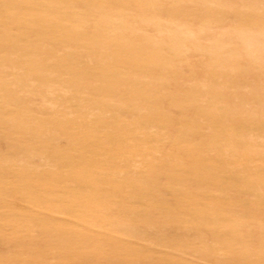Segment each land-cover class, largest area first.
Segmentation results:
<instances>
[{
    "label": "rangeland",
    "instance_id": "1",
    "mask_svg": "<svg viewBox=\"0 0 264 264\" xmlns=\"http://www.w3.org/2000/svg\"><path fill=\"white\" fill-rule=\"evenodd\" d=\"M35 5L0 0V264H264V0Z\"/></svg>",
    "mask_w": 264,
    "mask_h": 264
},
{
    "label": "bare ground",
    "instance_id": "2",
    "mask_svg": "<svg viewBox=\"0 0 264 264\" xmlns=\"http://www.w3.org/2000/svg\"><path fill=\"white\" fill-rule=\"evenodd\" d=\"M77 1H80V0H77ZM17 3L19 4V7H20V9L21 10H27V11H33V12H35V10L37 11L38 10V8H37V6L35 5V0H17ZM80 3V2H79ZM240 6V5H239ZM213 7V6H212ZM232 7H234V6H232ZM192 8H194L193 6H192ZM242 9V8H241ZM230 10H232V9H230ZM205 12V11H204ZM131 13V12H130ZM137 12H135V14H136ZM132 14V13H131ZM134 14V15H135ZM133 15V14H132ZM204 15V14H203ZM151 18H152V16H151ZM15 19H16V21H15V24H17V23H19L21 26H20V28L22 29V28H24V25L25 24H27L28 23V19H26V20H23V19H21V18H16L15 17ZM79 19H80V22H81V24L82 25H84V24H86V23H91V21H88V19H85L84 17H79ZM47 21V20H46ZM30 22V21H29ZM231 22V21H230ZM191 23V22H190ZM235 23V22H234ZM236 24V23H235ZM32 25H35V18H34V20H33V23H32ZM183 25H185V24H183ZM229 25V24H228ZM234 25V24H233ZM233 25H231V26H233ZM230 26V27H231ZM189 27V26H188ZM191 27V26H190ZM196 27V26H195ZM227 27V26H226ZM228 28H229V26H228ZM196 29V28H195ZM226 29V28H225ZM192 31V30H191ZM197 32V31H196ZM195 32V33H196ZM260 32V31H259ZM198 33V32H197ZM251 33H254V32H251ZM29 34H31V33H29ZM29 34H26V38H29ZM33 34H34V32H33ZM199 34V33H198ZM208 34V36L210 37V33H207ZM207 34H206V37H208L207 36ZM221 34V33H220ZM219 34V35H220ZM222 34H223V32H222ZM257 34V33H256ZM263 34H264V31H263ZM25 35V34H24ZM197 35V34H196ZM241 34H239V36H236V37H241L240 36ZM198 36V35H197ZM205 37V36H204ZM208 37V38H209ZM264 37V36H263ZM25 38V39H26ZM142 38V37H141ZM146 38V37H145ZM197 38H199V37H197ZM211 38V37H210ZM210 38L208 39V41L210 40ZM213 38V37H212ZM211 38V39H212ZM204 39H206V38H204ZM213 39H215V38H213ZM231 39V38H230ZM241 39V38H240ZM143 40V39H142ZM202 40V39H201ZM236 40H238L237 38H236ZM205 41V40H204ZM207 41V42H208ZM213 42H214V40H212ZM206 42V41H205ZM204 42V43H205ZM212 42V43H213ZM216 42V41H215ZM240 42V41H239ZM197 43H198V41H197ZM200 43V42H199ZM191 44V43H190ZM202 44V43H201ZM220 44V43H219ZM225 44V43H224ZM151 46V45H150ZM199 46V45H198ZM209 46V45H208ZM240 47V46H239ZM242 47V46H241ZM203 48V47H202ZM206 48H208L209 49V47H206ZM56 50V49H55ZM260 50H261V48H260ZM260 50H259V52H260ZM263 50V49H262ZM13 51V53L14 52H18L19 53V55L21 56V55H23V56H28V62L29 61H31V60H33L34 61V63H35V49H33V48H29V49H21V48H19L18 50H16V48L15 49H13L12 50ZM57 51V50H56ZM200 51V50H199ZM204 51V50H203ZM210 51V50H209ZM236 51V50H235ZM242 51V50H241ZM240 51V52H241ZM102 52V51H101ZM107 50H105V51H103V54H105V55H107ZM211 52V51H210ZM62 53V52H61ZM109 53V52H108ZM236 53V52H235ZM241 53H243V52H241ZM262 53V52H261ZM260 53V54H261ZM47 54H48V56H49V54H52L51 52H47ZM214 55H216L215 53H214ZM217 55H219V54H217ZM201 56V55H200ZM202 56H204V55H202ZM260 56V55H259ZM192 57H193V55H192ZM256 57V56H255ZM37 58H39L40 59V57H37ZM196 58V57H195ZM194 58V59H195ZM197 58H198V56H197ZM201 58V57H200ZM200 58H198L199 60H200ZM14 59V60H13ZM43 59V58H42ZM197 59V60H198ZM8 61V63H12V65H14V64H16V59H15V57L14 58H10V59H7ZM55 60V59H54ZM250 60V59H249ZM112 62V61H111ZM90 63H91V61H90ZM203 63H204V61H203ZM189 65V64H188ZM183 66V65H182ZM179 67H180V65H179ZM185 67V66H184ZM184 67H183V69H184ZM204 67V66H203ZM178 68V67H177ZM160 69V68H159ZM173 69H175V68H173ZM183 69H181L182 71H183ZM186 69V68H185ZM202 69V68H201ZM32 68H26V71H25V76L23 77V78H21L20 79V77L18 78L17 76H16V73H14V78H13V80H14V82L18 85V86H24V87H26L28 84H29V81L30 80H33L32 78H33V74H32ZM178 71H179V69H177ZM196 70H197V68H196ZM199 70V69H198ZM12 71V70H11ZM201 71V70H200ZM209 71V70H208ZM225 71V70H224ZM231 72V71H230ZM233 72V71H232ZM6 73V72H5ZM157 76V75H156ZM200 76V75H199ZM201 77V76H200ZM206 77H207V75H206ZM168 78V77H167ZM202 78V77H201ZM204 78V77H203ZM185 80V79H184ZM205 80V79H204ZM177 81V80H176ZM175 82V81H174ZM194 83V82H193ZM196 83V82H195ZM203 82H201V84H202ZM210 83V82H209ZM209 83H207V84H209ZM185 84V83H184ZM188 84V83H187ZM204 84V83H203ZM35 85V84H34ZM192 85V84H191ZM190 85V86H191ZM174 86V85H173ZM208 86V85H207ZM187 87V86H186ZM201 87H202V85H201ZM131 88V87H130ZM203 88V87H202ZM15 89V88H14ZM51 89V88H50ZM173 89H175V88H173ZM205 89V88H204ZM172 91V90H171ZM233 91V90H232ZM174 92V91H173ZM240 93V92H239ZM182 94V93H181ZM66 95H68V94H66ZM53 96V95H52ZM205 100V99H204ZM42 101H45V100H42ZM239 101V100H238ZM46 103H47V101H46ZM205 104V103H204ZM47 105V104H46ZM49 105H52V104H49ZM236 105V104H235ZM41 107V106H40ZM248 107V106H247ZM250 107V106H249ZM54 108H55V105H54ZM39 109V108H38ZM44 109H45V107H44ZM53 110V109H52ZM171 113V112H170ZM192 114V113H191ZM128 117V116H127ZM262 117V116H261ZM264 119V118H263ZM29 129V128H28ZM204 129H206V128H204ZM209 131V130H208ZM207 131V132H208ZM206 132V131H205ZM211 132V131H210ZM209 132V133H210ZM212 134V133H211ZM261 141H263V140H261ZM256 144V143H255ZM257 145V144H256ZM231 147V146H230ZM166 153V152H165ZM48 163V162H47ZM262 191V190H261ZM263 193V192H262Z\"/></svg>",
    "mask_w": 264,
    "mask_h": 264
}]
</instances>
